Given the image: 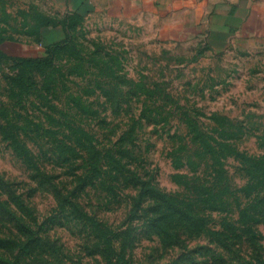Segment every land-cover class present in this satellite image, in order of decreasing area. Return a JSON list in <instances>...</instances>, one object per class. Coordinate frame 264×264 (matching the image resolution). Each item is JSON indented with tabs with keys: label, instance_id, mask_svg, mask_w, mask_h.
Listing matches in <instances>:
<instances>
[{
	"label": "rangeland",
	"instance_id": "obj_1",
	"mask_svg": "<svg viewBox=\"0 0 264 264\" xmlns=\"http://www.w3.org/2000/svg\"><path fill=\"white\" fill-rule=\"evenodd\" d=\"M47 12L0 0V51L48 61L0 55V264H264L250 173L264 160V51L210 53L94 12L63 29ZM140 179L173 211L130 215ZM194 184L201 203L183 215Z\"/></svg>",
	"mask_w": 264,
	"mask_h": 264
},
{
	"label": "crops",
	"instance_id": "obj_2",
	"mask_svg": "<svg viewBox=\"0 0 264 264\" xmlns=\"http://www.w3.org/2000/svg\"><path fill=\"white\" fill-rule=\"evenodd\" d=\"M48 17L103 14L146 22L206 45L208 52L264 51V0H42Z\"/></svg>",
	"mask_w": 264,
	"mask_h": 264
},
{
	"label": "trees",
	"instance_id": "obj_3",
	"mask_svg": "<svg viewBox=\"0 0 264 264\" xmlns=\"http://www.w3.org/2000/svg\"><path fill=\"white\" fill-rule=\"evenodd\" d=\"M79 17H76L74 15H70L66 18L62 19H54L50 18L46 23L51 24L52 26H58L60 25L63 29L68 28L74 21V19H78ZM56 42H54L55 44ZM1 56H5L11 59L17 60L19 63H21L22 66H26L27 68H38L42 65L46 64L48 61L47 59L43 58H27V57H15L7 55L0 51ZM23 90V89H21ZM21 92V91H20ZM15 148L18 151V153L22 156L27 157L28 152L25 149V146L20 144V140L15 139ZM242 160L246 161L248 158L243 157ZM253 160V169L252 172V178L256 179V184L259 186V189L255 193L256 200L258 204L251 208L254 211L261 212L262 208L264 209V168L262 167V164L264 163L263 157H252ZM263 160V161H262ZM141 181V179H140ZM142 186L137 190L138 194L133 197L129 205H131L130 208V215H137L138 213H143L145 216L150 218V220H156V218L160 216H166L168 212H172L173 208L169 205L170 200H174L172 197L165 195H162L156 190L154 187H152L149 184V180H142L140 182ZM188 190L190 192V195L195 198L197 201L196 204H192L188 201L178 202L180 204L178 208H176V211L179 209L183 215H187L191 212H194L197 208L196 206H199L201 201L198 199L200 197V194L204 191L202 190V187L199 184H194L188 187ZM177 204V205H178ZM176 207V204L174 205ZM193 206V207H192ZM102 227V228H101ZM94 229L97 231V233H102L103 226H101V223H96L94 226ZM110 245V243H109ZM110 247V246H109Z\"/></svg>",
	"mask_w": 264,
	"mask_h": 264
}]
</instances>
